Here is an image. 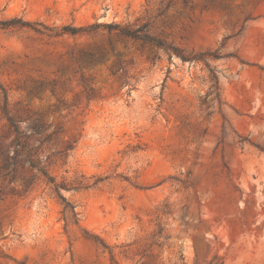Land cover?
<instances>
[{"label":"rangeland","instance_id":"374dc122","mask_svg":"<svg viewBox=\"0 0 264 264\" xmlns=\"http://www.w3.org/2000/svg\"><path fill=\"white\" fill-rule=\"evenodd\" d=\"M0 264H264V0H0Z\"/></svg>","mask_w":264,"mask_h":264},{"label":"trees","instance_id":"16d2710c","mask_svg":"<svg viewBox=\"0 0 264 264\" xmlns=\"http://www.w3.org/2000/svg\"><path fill=\"white\" fill-rule=\"evenodd\" d=\"M5 26H14V27H30V24L27 22H23L22 20H12L10 22L4 23ZM110 29H115V30H119V32L122 35H125L127 37L136 39V40H140V41H144L146 43H150L160 49H163L165 52H167L171 57L173 56V54H175L176 56H178L183 62L186 61H199V60H205L203 58L206 57H202L201 55L198 56H194V57H188L186 55H183V53H181V51H179V49L175 48V47H171L170 45L157 40L151 36H149L148 34L144 33V30L142 28H138L135 30L132 29H128V28H121L119 25H110ZM66 32H71L72 34H76L79 32L78 29H73L72 31H68L67 29H64ZM213 81H214V87L216 88V85H218V78L213 75ZM11 124L15 127V130L18 132V127L15 126V124L13 123V121H11V119H9ZM32 168L39 170L40 172H42L45 176H47V173L44 171V169H39L38 165H35L34 163H32ZM50 182L54 183V181H52L51 178H49ZM57 186V185H56ZM60 186H57V190H60ZM63 199L64 202L65 199L63 197H61ZM74 207H72L71 205L67 204L65 206V211H74Z\"/></svg>","mask_w":264,"mask_h":264}]
</instances>
